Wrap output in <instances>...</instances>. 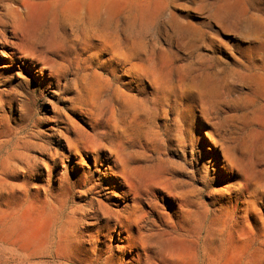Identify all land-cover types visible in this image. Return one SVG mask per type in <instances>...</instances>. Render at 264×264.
Masks as SVG:
<instances>
[{"label":"rangeland","instance_id":"obj_1","mask_svg":"<svg viewBox=\"0 0 264 264\" xmlns=\"http://www.w3.org/2000/svg\"><path fill=\"white\" fill-rule=\"evenodd\" d=\"M48 1L54 0H42ZM57 1L58 36L66 43L31 50L20 38H13L11 0H0V264H167V237L159 236V231L173 225L178 230L172 236L186 238L185 233L196 227L197 216L185 222L179 213L170 211L175 208L171 204L158 209L168 213L165 217L153 213L142 218L138 214L141 237L135 222L123 228L119 219L128 216L129 210L118 209L124 195L110 184L113 176L105 156L98 151L94 161L84 153L79 162L66 146L64 135L71 125L84 128L79 109L88 99L85 85L99 81L84 68L109 56L88 61V56L96 58L100 52L99 46L82 52L88 45L87 20L76 21L71 17L75 13L64 12L68 0ZM175 1L181 29L194 39L188 43L178 37L168 44L160 37L165 51L162 60L164 65L180 69L178 85L185 72L194 71V99L189 110L175 107L169 112L165 107L157 135L151 125L133 134L139 136L136 141L151 143L165 155H154L143 163L144 182L154 184L168 170L177 174L192 171L196 190L202 189L205 179H213L202 195V201L209 202L212 191L230 184L220 175V148L214 147L213 141L264 148V90L259 91L255 58V51L264 49V43L259 46L253 29L256 15L264 12V0H237L233 5L218 0ZM108 6L113 14L123 8L115 2ZM68 17L74 19L72 29L69 25L65 28ZM117 17L122 26L132 23L122 20V15L113 18ZM140 25L135 23L131 32L163 30L160 24ZM123 47H127L125 41ZM204 71L209 73L207 78ZM110 84L97 101L99 118L106 119L114 109L117 118L123 117L114 92L117 83ZM175 95L181 104V92L177 90ZM105 130L102 127L99 132ZM70 138L76 144L75 136ZM95 139L107 147L115 144L111 136L97 135ZM138 143L133 153L142 152ZM261 155L264 157V152ZM124 201L130 207L129 199ZM98 202L104 206L101 211ZM212 218L213 214L206 216L198 232L196 264H209L202 257L203 238ZM150 233L154 238H147ZM159 250L164 254H158Z\"/></svg>","mask_w":264,"mask_h":264},{"label":"bare ground","instance_id":"obj_2","mask_svg":"<svg viewBox=\"0 0 264 264\" xmlns=\"http://www.w3.org/2000/svg\"><path fill=\"white\" fill-rule=\"evenodd\" d=\"M218 1L233 5L237 0ZM11 2L9 8L13 13L11 17L14 23V39L20 38L21 42L31 50L35 49V46H59L61 43H66L58 36L59 23L55 12L57 0L48 2L11 0ZM109 2L123 4V8L113 14L108 6ZM14 4L18 6L15 7ZM177 7L175 0H68L64 12L75 13L76 17H71L76 18L78 22L87 20L89 26L88 45L82 52L91 51L99 46L100 54L98 53L96 58L94 54L88 56V61L98 60L104 55L109 58L84 68V71L99 78V81L84 84V92L88 99L83 101L84 108L79 109L84 128L72 124L71 133L64 135L66 146L74 152L75 159L79 162L83 161L84 153L90 154L94 161L97 159L98 151L105 156L106 161L109 162L108 169L113 176L110 184L114 188L121 189L124 195L121 205H117L118 209L120 212L121 209L129 210L128 216L119 219L123 228L126 229L135 222L138 236L141 237L142 227L136 221L138 214H142V218L153 213L165 217L168 213L164 214L159 210L171 204L175 208L170 211L175 212L174 215L179 213L185 222L190 218L193 221L192 217L197 216L194 222L196 227L194 229L188 227L190 231L185 233L186 238L173 237L172 234L178 230L173 225L166 227L169 231L168 229L159 231V236L167 237V264H196L195 249L199 246L198 232L203 229V222L209 214H213V218L205 228L202 256L209 261V264H264V157L261 155L264 148L236 147L213 141L214 147L220 148L221 157L218 158V162L222 164L219 167L220 175L223 181L226 180L230 184L212 191L209 202L202 201V195L208 187H211L210 183L213 179H205L202 189L196 190L193 187L196 177L192 171L177 174L168 170L158 182L154 184L144 182L143 163L154 155L159 157L165 155L156 150L151 143L136 141L139 136L135 137L133 132H142L144 125H151L156 128L157 135L162 127L161 116L166 112L165 107L169 112L175 107L189 110L194 99L195 87L192 77L194 71L185 72L182 84L178 85L176 74L180 69L174 65H164L162 60L165 51L161 48L160 37H165L168 44H172L178 37L187 40L188 43L194 39L181 29V22L174 12ZM115 15H122V20L126 22L132 20V23L128 22L122 26L120 17L113 18ZM71 17L65 18V21L68 20L65 28H68V25L70 29L73 28L74 19ZM135 23H141L140 26L144 27L149 23L153 26L160 24L159 27L163 30L153 34L132 33ZM109 28L112 31H108ZM253 29L255 40L261 46L264 43V12L256 15ZM124 41L127 44L126 48L123 47ZM73 44L75 46L76 42ZM255 58L261 93L264 90V49L258 48L255 51ZM102 72L107 77L103 76ZM202 75L207 78L209 73L204 71ZM124 79L127 81H123ZM112 81L117 83L114 92L118 103L122 105L123 117L117 118L114 109L106 119H103V116L99 118L96 113L97 101L111 86ZM146 85L150 87L149 92L146 90ZM177 90L181 92V104L175 95ZM166 102H168L167 106ZM261 103L264 106V98L261 99ZM102 127L107 132H99ZM71 134L76 139L74 145L70 138ZM97 135L111 136L115 141L114 146H105L95 139ZM136 142H139L142 152L133 153ZM190 151L189 167L193 158V151L191 149ZM255 155L256 158L253 157ZM125 199L131 202L130 207L126 206ZM98 205L101 211L104 206L100 202ZM146 208L149 209L147 212ZM153 236L154 234L150 233L147 238ZM159 252L158 254H164L161 250Z\"/></svg>","mask_w":264,"mask_h":264}]
</instances>
